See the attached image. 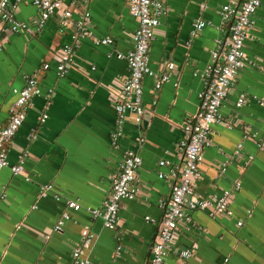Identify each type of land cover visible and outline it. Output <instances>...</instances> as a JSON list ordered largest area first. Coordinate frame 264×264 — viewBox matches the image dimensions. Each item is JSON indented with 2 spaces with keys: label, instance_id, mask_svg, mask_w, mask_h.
Masks as SVG:
<instances>
[{
  "label": "crops",
  "instance_id": "obj_1",
  "mask_svg": "<svg viewBox=\"0 0 264 264\" xmlns=\"http://www.w3.org/2000/svg\"><path fill=\"white\" fill-rule=\"evenodd\" d=\"M60 1L72 7L73 0ZM227 2L168 0L149 46L151 73L142 80L145 113L138 123L127 112L117 148L112 145L116 113L105 85L128 72L126 61L113 53L132 46L130 35L137 20L128 11V0L76 5L79 11L90 12L93 36H110L112 45L75 39L74 30L56 17L34 34L11 33L8 24L0 21V126L8 120L24 76L36 73L40 86L23 124L7 144L10 165L18 164L24 155L21 174H13L9 167L0 170V264H70L71 250L84 226L93 235L83 253L87 264H146L163 212L160 203L170 193L169 181L157 173L168 174L180 161L177 142L182 125L198 109L202 74L214 40L226 34L219 9ZM36 14L30 0H21L14 12L25 23ZM251 18L244 51L252 64L238 73L233 91L219 108L221 117L234 120L235 125H211L212 144L203 151L201 177L194 188L202 198L231 190L232 214L213 219L205 211L191 212L199 229L181 226L165 264H183L176 253L194 243L195 252L184 264H264V149L258 145L264 139V0ZM199 19L207 25L192 36ZM65 45L75 49L69 71L58 76L52 56ZM45 62L50 67L43 71ZM169 62L175 71L155 88ZM239 94L245 95L246 102L238 108ZM44 110L43 123L39 116ZM239 143L242 149L237 153ZM126 149L142 158L134 182L137 192L133 199L119 203L117 224L109 229L102 218H92L89 209H103L110 179ZM160 159L167 164L159 168ZM236 182L239 188L233 191ZM49 184L51 188L41 195L42 186ZM67 199L80 207H67ZM62 213L68 219L60 231H54ZM147 216L154 221L146 220ZM238 220L243 221L240 227Z\"/></svg>",
  "mask_w": 264,
  "mask_h": 264
},
{
  "label": "built area",
  "instance_id": "obj_2",
  "mask_svg": "<svg viewBox=\"0 0 264 264\" xmlns=\"http://www.w3.org/2000/svg\"><path fill=\"white\" fill-rule=\"evenodd\" d=\"M21 0H0V21L8 24L7 29L11 33L27 32L34 34L41 30L48 19L56 17L64 27H70L74 31L75 39L91 38L96 44L112 45L110 36L95 38L92 33L91 16L88 10H78L77 4L89 0H73L72 7H65L60 0H30L36 8L37 14L31 23L21 22L16 19L14 12ZM206 1V0H205ZM263 0H228L220 6L221 27L226 30L223 38L214 40V47L210 51V60L202 74L203 88L199 92L198 109L192 116L185 118L182 125V136L177 142L181 153L180 161L171 167L168 174L161 170L157 173L160 179L169 181L170 193L166 201L161 202L162 216L157 224V230L150 246L149 258L146 264H165V258L175 246L182 225L187 229L198 228L191 218V212L205 211L213 218L230 217L232 212L230 204L233 199L232 191L225 190L220 195L211 197H197L194 192L195 184L201 177L200 164L203 151L212 144V128L214 123L231 127L234 120H226L221 117L219 108L233 91L237 82L238 73L245 68L249 61L245 51V39L248 30L252 26V16ZM168 0H128V11L137 20V27L131 33L132 46L125 52L114 49L117 59H123L127 63L128 72L125 76H116L105 85L108 97L114 106L116 113V132L113 134L112 145L118 147V138L122 133V127L127 112L132 114L136 122L142 120L145 108L142 100V80L146 74H150L149 46L153 40L160 16L167 10ZM205 2L200 8H205ZM76 14V19L73 15ZM207 25L204 20H197L192 28L191 35L196 36ZM75 46V45H74ZM74 46H62L53 53L52 61L58 76H64L69 71L70 59ZM1 47V41H0ZM50 67L48 62L42 66L45 71ZM168 70L163 72L155 81V88L168 81L171 73L175 71L174 63L167 64ZM40 94V86L36 73L24 76V85L16 91V100L9 110L8 120L0 126V170L9 167L13 174H21L22 159L18 164L10 165L7 159V144L11 141L18 129L23 124L26 111L31 98ZM246 102L245 95L239 94L235 106L241 107ZM47 113L44 110L40 116V122H45ZM259 148L264 149V139L259 143ZM242 144L236 146L239 153ZM250 158V157H249ZM142 158L133 150H123L120 156L117 171L110 179V187L102 202L103 209H89L92 218H102L104 225L114 229L119 212V203L125 199H133L137 192L134 182L138 178V170ZM167 164L160 159L158 167ZM224 170V168H221ZM220 170V171H221ZM51 185L42 186L41 195H44ZM239 188V182L233 186V191ZM59 198V197H58ZM67 207L77 210L80 206L67 199ZM68 219L67 213L57 220L53 230L60 231L63 223ZM146 220L154 221L150 217ZM242 220L236 225L240 227ZM93 235L87 226L80 230L79 241L74 245L70 254V264H87L83 257L85 248L91 242ZM196 249V243L191 247H183L176 253L178 258L185 261L190 258ZM224 264V263H223Z\"/></svg>",
  "mask_w": 264,
  "mask_h": 264
}]
</instances>
